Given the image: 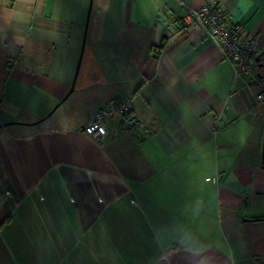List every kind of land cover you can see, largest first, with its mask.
Returning a JSON list of instances; mask_svg holds the SVG:
<instances>
[{"label": "crops", "instance_id": "0c3cea01", "mask_svg": "<svg viewBox=\"0 0 264 264\" xmlns=\"http://www.w3.org/2000/svg\"><path fill=\"white\" fill-rule=\"evenodd\" d=\"M205 1L0 0V264H264L263 70L158 20ZM124 96L147 133L83 132Z\"/></svg>", "mask_w": 264, "mask_h": 264}, {"label": "built area", "instance_id": "2783aa9c", "mask_svg": "<svg viewBox=\"0 0 264 264\" xmlns=\"http://www.w3.org/2000/svg\"><path fill=\"white\" fill-rule=\"evenodd\" d=\"M158 20L171 35L182 33L191 26H198L220 48L222 56L231 64L235 75L252 72L257 65L256 57L263 50L256 39L245 36L242 28L231 21L218 0H206L199 8L185 12L175 21L161 14L158 15ZM254 82L259 88L255 95L256 100L264 101V82L258 79H254ZM111 118L120 119L127 130L139 134L147 133L146 122L132 112L129 96L103 104L95 112L93 119L83 125L82 130L95 141L102 142L107 135L105 121ZM167 253L162 252L161 257L164 258Z\"/></svg>", "mask_w": 264, "mask_h": 264}, {"label": "water", "instance_id": "95a60500", "mask_svg": "<svg viewBox=\"0 0 264 264\" xmlns=\"http://www.w3.org/2000/svg\"><path fill=\"white\" fill-rule=\"evenodd\" d=\"M264 54V49L258 54L256 57L257 60V66L262 68L263 73L260 75L261 78H264V62L260 61V57ZM7 124V123H5ZM2 125H0L1 127ZM262 166L264 167V137H263V148H262Z\"/></svg>", "mask_w": 264, "mask_h": 264}]
</instances>
